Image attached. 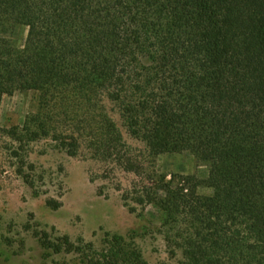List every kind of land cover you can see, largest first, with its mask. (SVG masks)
<instances>
[{"label":"trees","instance_id":"16d2710c","mask_svg":"<svg viewBox=\"0 0 264 264\" xmlns=\"http://www.w3.org/2000/svg\"><path fill=\"white\" fill-rule=\"evenodd\" d=\"M16 91L35 93L37 106L0 129L15 158L45 139L70 156L84 149L138 178L122 200L160 212L179 264H264V0H0V104ZM183 152L206 178L157 173V156ZM24 165L16 173L33 188ZM34 234L45 257L148 264L117 233L104 231L99 246Z\"/></svg>","mask_w":264,"mask_h":264},{"label":"rangeland","instance_id":"374dc122","mask_svg":"<svg viewBox=\"0 0 264 264\" xmlns=\"http://www.w3.org/2000/svg\"><path fill=\"white\" fill-rule=\"evenodd\" d=\"M26 33L25 27L19 29V45ZM36 106V94L31 91L5 95L0 104V129L21 126ZM113 116L134 153H143L144 144L127 133L116 113ZM17 145L0 132V264H77L71 254L45 257L36 231L52 238H82L97 246L103 232L109 231L133 240L148 264H179L182 260L180 251L173 255L168 251L158 231L160 212L152 205L140 208L122 200L123 191L137 178L133 173L94 160L84 149L70 156L45 139L27 145L22 156L34 169L30 188L16 173L17 166L24 164L12 155ZM155 166L167 180L171 175H194L202 180L208 173L188 152L161 154L155 158ZM107 169L109 177H105ZM197 193L208 196L212 189L199 185Z\"/></svg>","mask_w":264,"mask_h":264}]
</instances>
